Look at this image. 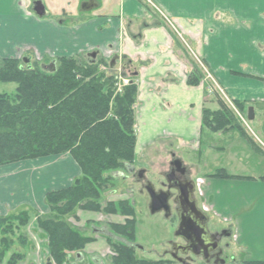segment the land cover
Masks as SVG:
<instances>
[{
	"label": "crops",
	"instance_id": "0c3cea01",
	"mask_svg": "<svg viewBox=\"0 0 264 264\" xmlns=\"http://www.w3.org/2000/svg\"><path fill=\"white\" fill-rule=\"evenodd\" d=\"M94 51L122 56L136 78L141 171L162 173L178 160L187 169L194 206L206 218L204 228L213 235L228 232L221 244L229 258L264 262V174L210 167L220 154L233 152V134L204 130L202 123L204 109L221 108L219 96L243 105L247 115L254 108L249 121L264 142V0H0V57L28 52L56 59ZM196 61L208 76L191 85ZM221 169L231 177H215ZM81 174L70 153L0 166V216L21 208L47 212V193L71 186ZM128 198L115 193L109 200ZM77 221L93 223L95 238L83 254L103 264L110 245L107 227L99 224L123 223L125 216L79 209ZM171 243L184 242L169 240L167 250Z\"/></svg>",
	"mask_w": 264,
	"mask_h": 264
},
{
	"label": "trees",
	"instance_id": "16d2710c",
	"mask_svg": "<svg viewBox=\"0 0 264 264\" xmlns=\"http://www.w3.org/2000/svg\"><path fill=\"white\" fill-rule=\"evenodd\" d=\"M80 58L61 56L56 59L59 65L48 70L43 62L24 66L21 57H0V82L17 85L13 93L0 92V166L65 153H70L80 165L82 174L71 186L47 193L51 212L38 219L48 233L50 256L56 264H72L70 255L82 252L95 238L68 220V216L76 215V209L125 216L123 223L108 225L111 261L107 264L170 263L165 258L149 260L138 256L134 202L101 201L115 171L136 159L138 87L131 83L123 93H115L113 75L97 73L107 60L84 62ZM205 77L202 67L196 64L188 75V83L198 85ZM218 98L219 110L203 111L204 130L228 132L240 128L229 103ZM234 105L243 108L238 102ZM215 177L231 175L221 169ZM29 217L28 211L0 216L1 262L13 246L10 235L16 224L24 226ZM17 258L13 254L7 264H16ZM238 264L264 262L244 260Z\"/></svg>",
	"mask_w": 264,
	"mask_h": 264
},
{
	"label": "rangeland",
	"instance_id": "374dc122",
	"mask_svg": "<svg viewBox=\"0 0 264 264\" xmlns=\"http://www.w3.org/2000/svg\"><path fill=\"white\" fill-rule=\"evenodd\" d=\"M159 15L161 17V20L165 21V24L167 26H170V23L168 22V19L165 17L164 13L160 11ZM169 29L173 34H175V36H178L180 38L181 34L178 30L173 28ZM92 56L93 55H81L80 57L84 59V62H87L93 61ZM21 58L24 66L33 65L35 63L41 65V62H43L44 67L48 70H53L56 67V64H58L56 63L57 58H37L34 53L28 52L24 54L22 53ZM101 58L107 61L105 64L100 65L97 73L100 75L104 74L105 76L113 75V77L116 79L115 93H123L124 88L129 86L131 83H135L137 85L133 71L130 70V68L127 69V67H124V59H122V56L118 58L115 65H113L112 60L109 57L105 56V54L99 53L96 56V61ZM196 64L199 65V62L196 61L195 65ZM200 66L208 76V71L205 70V67H203V65L201 64ZM16 87V83L0 82L1 93H13L16 91ZM229 105L234 111L240 125V128L224 132L227 135L229 133L233 134H231L233 137L232 140L229 139L231 137L228 138L230 140V143H234L233 152L220 154L218 159L210 161V167L214 168V166H226L230 170H233L235 172L245 171L249 173L251 172L253 174H264V142L259 139L258 135H256L255 131L253 130L251 126L252 121H249L247 113H245V111L243 112V109H238L234 104L229 103ZM111 115L114 116V114ZM228 139H226L223 143H227ZM241 139L245 144H242L243 142L241 141ZM196 158L197 156H194L192 161L196 160ZM137 164L138 163L135 159L132 163L126 164L123 168L115 171L114 177L103 193L101 201L103 203H105L106 201H110V197L115 193H119V195L127 194L128 196H130L131 198H128V200L135 202L138 205L136 241V244L138 246V256L149 260H158L160 258L172 259V256L170 254H166V251L170 246L168 244V241L181 239V241L184 242V239L182 237L179 236V238L176 236V232H178L176 226L181 227L182 225V219L180 216L181 205L176 202L177 191L175 188L172 189V197L170 198L171 213L168 217H166V211L163 209L155 213L152 212L151 197L145 186L146 183L150 182L154 185V189L159 190L161 188H167L169 181L166 179L165 172H168L170 170L171 165L167 164V166L163 168L162 173L160 171H156V173L148 175L144 171H141V168H139L141 163H139V166H137ZM138 172H143L144 177L142 179H139ZM139 191H141V194L139 193ZM21 211H28L30 217L27 224H25L24 226H18V223L16 224V230L14 229V233L10 235V238L12 237L14 239L13 246L9 251L5 261H3L2 263L7 264L13 254L15 255V258H17L16 256L20 254L23 255V257L17 258L19 260H17L16 264H56L50 256L48 233L40 227L38 222L40 216H44L51 212V207L49 206L47 212L34 211L29 208H21L9 212L6 215L19 213ZM78 211L79 209H76V215L68 216V220L73 225L86 229L88 230L89 234H92L93 223L89 222L85 225L78 224ZM110 223L114 222H102L99 224V227L103 228L104 226H106L107 229H109L108 225ZM76 253L77 252H73L71 254L72 258L74 259L73 261L76 260ZM88 260L90 259L87 258V263ZM103 260L105 261V263L111 261L109 255H107Z\"/></svg>",
	"mask_w": 264,
	"mask_h": 264
},
{
	"label": "flooded vegetation",
	"instance_id": "af4514ba",
	"mask_svg": "<svg viewBox=\"0 0 264 264\" xmlns=\"http://www.w3.org/2000/svg\"><path fill=\"white\" fill-rule=\"evenodd\" d=\"M95 56L93 62L96 61V56L99 54L98 51H94ZM112 60L113 65L116 64L118 57ZM126 67V66H124ZM166 179L169 181L167 188L159 189L160 194L156 198V205H164V198L172 197V189L175 188L177 191L176 202L181 205L180 216L182 219L181 228L178 234L182 235L184 243H171V249L166 251V254H170L172 259H168L170 263L167 264H238L241 261H235V259L229 258L225 253V249L222 246V239L228 232L223 231L222 233L211 234L204 228L206 218L195 208L194 201L192 200V187L190 181L187 179V169L183 168L178 160H174L171 163L170 170L165 173ZM139 179L144 177L143 172H138ZM181 183L178 187L177 182ZM150 185L146 183L147 187ZM191 188V189H190ZM166 191V193H163ZM169 213L171 208L169 207ZM200 226V227H199ZM135 248L138 250V246L135 243ZM111 255L110 253L108 254ZM69 258H72L70 255ZM77 262L89 264L90 262L97 263L94 258H90L87 263V258L83 252H77L75 255ZM164 259V258H160ZM72 262V264H74ZM102 264V263H101ZM105 263V261L103 262Z\"/></svg>",
	"mask_w": 264,
	"mask_h": 264
},
{
	"label": "water",
	"instance_id": "95a60500",
	"mask_svg": "<svg viewBox=\"0 0 264 264\" xmlns=\"http://www.w3.org/2000/svg\"><path fill=\"white\" fill-rule=\"evenodd\" d=\"M37 12L39 14H44V12L42 10L38 11ZM93 56H95V53H92ZM55 69V68H54ZM53 69V70H54ZM255 118V111H254V108L253 107H250L248 109V119L249 120H253ZM177 182V181H176ZM150 185H148L146 188L148 190V193L151 197V210L153 213L157 212V211H160V210H165L166 211V215L169 216L170 215V211H169V207H170V203H169V197H165L164 198V205H156V198L158 197V195L160 194V191H156V189H154V185L152 183L149 182ZM178 187L181 186V183L180 182H177V185ZM163 193H166V191H163ZM200 227V226H199Z\"/></svg>",
	"mask_w": 264,
	"mask_h": 264
}]
</instances>
